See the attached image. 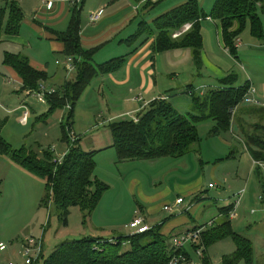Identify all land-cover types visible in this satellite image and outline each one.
I'll return each mask as SVG.
<instances>
[{
    "label": "rangeland",
    "instance_id": "rangeland-1",
    "mask_svg": "<svg viewBox=\"0 0 264 264\" xmlns=\"http://www.w3.org/2000/svg\"><path fill=\"white\" fill-rule=\"evenodd\" d=\"M54 1L64 2L65 10L57 17V20L51 22L53 17L44 14L39 0H0V8H7L9 3L14 2L23 12V21L18 36L13 39L4 35L1 39L0 119L4 122L1 137L12 149L30 147L38 152L40 157L42 151L54 149L53 157L57 159L58 156L68 152L67 145L62 142L61 126L66 125L69 111L57 110L49 113V105L39 104L36 99L29 96L27 90L22 88V84L15 79L12 72L3 66L5 53L20 54L34 61L39 69H44L43 72L47 73L48 78L56 76V79H53L55 84L61 85L63 80L68 81L74 78V72L70 75L66 74L64 57L52 50V45L44 34V27L63 32L68 26L69 11L73 6L72 0ZM118 1L128 2L131 7L137 8L138 17L135 23L128 24L114 42L105 44L97 51L92 61L94 66L126 56L130 47L127 48L123 44L118 48L119 44L126 41L130 35H134L139 30L141 22H151L162 11L172 9L182 0H158L154 3L143 0L142 4H137L135 0H83V3L79 1L75 6H81L80 28L90 27V32L93 31L95 27L89 25L88 15L95 12L99 5L104 6L107 3L111 5ZM196 1L202 12L209 16L215 0ZM259 16L264 33V14L260 13ZM119 18L120 16L111 22ZM202 25L203 27L208 26L212 32L211 36L212 34L215 36L212 25L205 21L201 22ZM141 37L135 43L137 47H139ZM205 40L207 41L206 37ZM239 40L240 44L236 51L238 62H240L238 64L235 63L237 60L234 61L230 55L233 61L226 57L215 39L207 42L208 52L205 49L204 52L208 55L210 53L211 63L217 68L224 69L227 75H236L235 86L243 85L247 81L252 82L255 93L250 98L259 99V105L241 104L234 113V125L232 124L231 130L227 133L214 135L212 133L214 122L210 120L198 124L197 132L201 140L200 147H196L198 152L190 153L181 159L135 161V165H130L127 171L123 169L122 162V165H118L114 149L101 151L112 144L109 123H107L112 116H109L107 111L116 109L119 103L117 100L111 102L109 90H112V87L109 85L106 74L98 76L91 82L74 108L72 127L68 136L70 140L71 138L76 140V137L79 139V147L83 152L97 151L94 179L105 183L109 188L107 195L104 193L98 206L85 223H82L81 212L78 208H70L68 216L64 217L62 212L51 203L47 208L44 207L42 199L45 195V182L17 167L8 157H0V244L6 247L5 251L0 252V264H24L25 259L20 253L28 239L42 242L41 251L45 259L64 242L78 241L86 237L107 238L106 240L114 241L117 238L128 236L130 235L128 224L134 215L133 210H137V204L145 209L147 225L153 227L165 220H173L174 218L169 219V213L162 207L171 206L177 197H183L185 204L192 203L193 206L190 215L194 222L192 221L190 226L200 227L211 221L214 222L213 225H217L219 223L218 210L229 202L235 203L239 198L238 190L245 188L246 192L249 179L257 189L260 183L255 195L260 194L261 196L264 192V177L250 173V160L244 152L243 132H250L254 125L264 126V41L254 39L249 33L248 26L239 36ZM169 54L164 52L152 55V63L156 69L154 80L158 82L155 90L160 91V96L169 97L174 93L180 95L181 90L185 92L190 86L195 90L198 87H203L205 90L215 87V80L210 79L209 74H201L202 68L200 73L196 71L197 67L186 51L174 57L175 68L170 66V60H173V57ZM188 56L190 61L184 66L183 61ZM172 78H174L173 81L170 80ZM184 79L186 82H183ZM43 84L52 86L48 82H43ZM54 89L58 91L57 87ZM135 98H140V96ZM149 99L145 97V101ZM183 99L189 101L190 98L185 96ZM128 107L129 105L122 110L131 112L135 108L132 105L129 109ZM173 107L182 115L192 112L188 103H180ZM252 107L262 110V114L251 112ZM25 112L28 113V117L26 125H22L20 120ZM129 112H124L114 122L129 119L130 114H126ZM120 113L118 111V114ZM40 117H47V119L43 118V121L39 122L37 119ZM229 155L231 159L223 160ZM215 166H217L216 169H214ZM118 171L121 175L119 178ZM237 171L238 175L235 176ZM133 179L140 182L144 196L153 197L152 203L141 201L142 198L137 191L134 194L130 192L134 198L128 195L127 188L131 187ZM194 185L198 188H195L193 194H188V189H193ZM208 185L214 188L209 189ZM202 196V200L197 199ZM104 198H109V201L114 204H109L108 201V205L102 207L105 202ZM253 203L255 202L252 199L246 200V196L240 199V206L236 210L239 218L231 221V225L237 234L251 240L253 261L257 264L260 257L264 258V231L258 230L259 236H255L252 233L254 230L247 229V227L249 224L253 227L254 223L263 216L261 212L264 202L258 201V205H253ZM151 209L157 210L148 214L146 211ZM251 209L255 211L254 215L250 214ZM199 214L201 218H198ZM112 216H115L113 225ZM176 217L182 218L185 214ZM100 227H103V230ZM111 229L115 230L111 231ZM187 250L192 257H195L189 248ZM234 250L232 241L226 239L209 247L207 255L213 262L211 264L221 263L222 258L230 255ZM31 256L34 258V254ZM194 261L196 262L195 259Z\"/></svg>",
    "mask_w": 264,
    "mask_h": 264
},
{
    "label": "trees",
    "instance_id": "trees-1",
    "mask_svg": "<svg viewBox=\"0 0 264 264\" xmlns=\"http://www.w3.org/2000/svg\"><path fill=\"white\" fill-rule=\"evenodd\" d=\"M72 5L65 31L47 29L53 38L62 44L61 55L65 61L71 59L74 70V78L68 81L65 79L57 87L58 91L46 98L49 113L57 110L69 111L66 125L61 126L62 142L67 145L68 152L59 163H55V152L52 150L42 151L41 157L30 147L14 150L1 137L4 122L0 119V157H8L17 167L45 182V195L42 199L44 207L47 208L51 203L64 217L68 216L70 208H78L82 223H85L109 187L94 179V158L97 151L83 152L77 137L76 140L69 139L74 108L94 79L100 75L119 72L126 64L128 55L94 66V55L102 45L88 50L82 47L81 6ZM259 11L264 14V0H216L210 15L207 16L196 0H187L183 5L155 18L150 25L140 23L139 30L121 42V45L131 47L141 36L147 34L150 35L149 38L153 37V53L188 49L195 66L200 68L203 44L201 22L209 17L219 25L224 49L237 60L236 41L246 26L254 39L264 40ZM22 21L23 12L14 2L9 3L7 8H0V44L4 35L18 36ZM185 25H191L190 29L173 39L172 35ZM3 66L16 74L22 88L27 92L36 90L38 84L48 81L47 74L34 69L28 58L23 55L5 53ZM235 82L236 75L229 74L218 79L216 87L206 90L204 88L202 91L190 86L186 93L190 98L189 107L192 112L187 115L179 113L166 98H159L141 105V111L136 114V123L131 119L109 123L112 137L110 148L116 151L117 161L121 163L164 158L181 159L190 153H197L196 147L199 148L201 142L197 125L208 120L214 122V135L229 132L232 124L234 125V113L243 104V99L251 87L249 81L241 86H235ZM250 111L262 114L260 109L252 108ZM43 118L47 119L40 117L37 121H43ZM243 136V146L252 161L264 163V126L254 125L250 132H243ZM230 156L223 160L231 159ZM255 168L262 172L258 167ZM232 209L233 205H228L218 210L217 225L191 229H204L200 235V243L204 248L202 264H210L207 255L209 247L226 239L232 241L235 250L223 257L220 264H254L251 241L237 234L232 228L229 219ZM162 226L163 224L156 225L145 233L120 237L114 241L86 237L78 241L64 242L45 259L41 251L32 264H166L172 255L169 245L171 237L168 240V237L162 234ZM185 254L190 257L189 252Z\"/></svg>",
    "mask_w": 264,
    "mask_h": 264
},
{
    "label": "crops",
    "instance_id": "crops-1",
    "mask_svg": "<svg viewBox=\"0 0 264 264\" xmlns=\"http://www.w3.org/2000/svg\"><path fill=\"white\" fill-rule=\"evenodd\" d=\"M145 1H147V0H145ZM186 1H184V0L180 1L181 3H179V5H176L175 7L183 5ZM215 2H216V0L213 3L215 4ZM136 3L142 4L144 2H143V0H139ZM148 3H150V1H148ZM151 3H154V2H151ZM214 4H213V6H214ZM175 7H173V8H175ZM100 9H102L104 11L100 22L97 24H94V25L89 24V25L95 27L94 30L90 32V27H85L84 29L80 30V42H81L82 47L85 50L92 49V48H95V47H98L101 45L104 46L107 43L111 44L122 33V31L128 26V24L130 25V24L135 23V20L138 17V14H137L138 9L131 7V4L128 2L118 1V2L112 3L111 5H108V3L104 6L99 5V7L96 8V11L100 10ZM172 9H168V10L165 9L166 11L165 10L162 11L160 13V15H158V17L169 12ZM64 10H65V3L60 2V1H58L57 3H56V1H54V8L51 11H46L43 8L44 14H46L47 16L53 17L51 19V22H53L54 20H57V17L60 14H63ZM118 16H120V18L117 21L111 22L113 19H115ZM207 18H209V17H207ZM207 18L204 19L203 21L207 22L209 25H212L214 27L215 36H214V34H212V36H211L212 32L208 26H205V27H203V25L201 26V35H202V43H203L202 44L201 57H200L201 63H200V68L197 67L196 71H198L200 73L201 68H202L203 71L201 74H206V73L209 74L211 76L210 79L215 80V87H216L217 86V80L227 76V72L222 68H217L215 65H213L211 63L212 58H210V53H209V55L207 54V52H208L207 42L211 39H213V40L215 39L216 42L218 43L219 49L226 55V57L229 59H231L232 57L231 58L229 57V54L227 53V51L223 47V44L221 41V32H220V28H219L218 23L216 21H213L211 18H210V20H208ZM151 22H141V23L148 24ZM47 29H52V28L44 27V32H45L44 34H45L47 40L51 43L52 50L57 51L61 54V52L63 50L62 44L59 43L58 41H56ZM52 30H54V29H52ZM54 31H56V30H54ZM149 36L147 34H145L141 37V39H140L141 42H139V44H138L139 47H137L136 46L137 44H135L129 48L128 53H126V55H128L126 58V64L124 65V67L119 72L107 75V78L109 80V85L112 87V90H109V92L111 94V96H110V98L112 100L111 102H114V100H117V102L119 103V105L116 107V109H112L111 111L108 109L109 111H107V112H108L109 116H112V117L107 121V123L114 122L117 118L122 116V114H124V112H129L128 110H126V111L122 110L124 107L126 108L128 105H129V107L127 109L130 108V105L134 106L135 108L131 112L126 113V114H132V115L136 116V114L138 113L137 110L141 108L142 103L147 104L150 101L155 100V99H159V98H166L167 101L170 102V104H172V105H178L180 103L190 104V99H189V101L183 99V97L185 98V96H188V94L186 93L187 91L184 92L181 90L180 95H178L177 93L176 94L174 93L168 97L167 95L160 96L159 95L160 91L155 90L157 88L158 82L156 80H154V75H155L156 69L154 68V64L152 63V61H153L152 55L154 53L151 50V44L153 42V37L149 38ZM205 37L207 38V41L205 40ZM11 38L14 39L15 37H11ZM239 41L240 40L238 37V39L236 41V48L239 47V44H240ZM262 41H264V40H262ZM211 44H213V43H211ZM121 46L122 45L120 43L118 48ZM204 49L207 52H204ZM182 51H186L187 55H189L191 57L190 51L186 50V49H177V50L168 51V54L170 53L169 55L173 57V60H170V64H171L170 66H173V68H175V66H176L175 61H174V57H176L177 55H180V53H182ZM189 56L187 57V59L185 61H183L184 66H186L188 64V62L190 61ZM28 60H29L30 65L34 69L39 70V71L44 70V69H39V67L35 65L34 61H32L30 59H28ZM231 61H233V60L231 59ZM56 63H57V65H59L58 62H56ZM235 63L238 64L240 62H238V59H237V61H235ZM64 64H65V61H64ZM8 70H10L12 72V74L14 75L15 79H17L19 81L16 74L11 69H8ZM172 74H174V73L172 72ZM63 78H64V76H63ZM53 79H56V76L53 78H48L47 82L49 83V85H52L54 87H59L60 85L55 84ZM173 79L174 78H172L170 80L173 81ZM63 82H64V80L62 81V83ZM183 82H186V80L184 79ZM19 83H20V81H19ZM250 85H252V82H250ZM188 86H190V85H188ZM251 87H252V89H254L253 85ZM203 89H204L203 87H198L196 90H203ZM139 96L142 98L143 101L137 103V107H136V103L133 102L132 99H134L135 97H139ZM145 97L147 99L150 98L149 101H145ZM188 98H189V96H188ZM257 101H259V99H257ZM118 111H120L121 113L118 114ZM110 146L105 147L101 151H104L105 149H111ZM244 152L247 154L248 159L250 160V166H249L250 173L251 174L256 173L257 174L256 176L264 177V173L257 171V169L254 167L253 161L250 158V156L247 153L245 148H244ZM94 160H95V158H94ZM122 163H123V166H122L123 169H126V170L128 167H130V165H135V162H122ZM120 164L121 163L119 162L118 165H120ZM140 165H142V164H140ZM216 167L217 166H215L214 169H216ZM127 171H129V170H127ZM117 175H118V178L121 177L120 171H118ZM234 175L237 176L238 171ZM261 179L263 180V178H261ZM259 187H260V183H259V186L257 189V187L249 179V181L247 183L246 192H245V188L242 190H238L239 191V194H237V196L239 197L238 200L233 204L231 202H229V204L226 205V206L233 205V209L230 213L233 215V217L229 218L230 221H235L239 218L237 213H236V210L240 206V199L242 200V198H244L245 196H246V200L252 199V201L255 202V203H253V205H255V204L258 205V201L264 202V192L262 193L261 196H260V194L255 195L256 194L255 192H258ZM195 188H198V186L194 185L193 189H191V190L188 189V194H193L195 192ZM208 188H209V185H208ZM213 188H209V189H213ZM136 191L138 192V195L140 196V198H142V199H140L141 201L145 200L146 202H151V203L154 201L153 197L147 198L146 196L143 195V188H141L140 182L137 179H133L131 187H129V189L127 188V193H128V195L130 194V192L132 194H134V192H136ZM249 191H250V193L251 192H253V193L248 194L247 192H249ZM106 195H107V193H106ZM129 196L134 198V196L131 194ZM178 198H180V197H177L176 199H178ZM181 198H183V197H181ZM115 199H117L119 202L121 201V199H119V198H115ZM197 199L202 200L203 196L200 198H197ZM104 201L105 202H104V204H102V207H103V205H106V204L108 205L109 198H104ZM174 202H173V204H174ZM151 203H149V204H151ZM109 204H114V203L109 201ZM165 206H167V205H165ZM136 207H137V210L136 211H134L135 209L133 210L134 215L131 217L130 221L135 216H141V217H143V219L147 225L148 219L144 213L145 209L138 204L136 205ZM163 208H164V206L162 207V209ZM182 208H183L182 214L172 215V216L170 214H168L170 217L169 219H171V218H174V219L170 220V221L165 220L161 223V224H163L161 232L164 236L168 237V240H169V237H171L173 235L180 234L184 231H188V230H191L195 227H198L197 225L190 226L192 224V221H193L192 216L190 215V213L192 212L191 210L193 208L192 203L185 204V201L183 199V204L181 206V209ZM186 209L188 211L185 212ZM156 210L157 209H151V210H148L146 212L148 214H152V213L156 212ZM251 210L252 211H250V214L254 215L255 211H253V209H251ZM184 214H185V217H182V218L176 217V216H183ZM261 215H263V216H261L258 219V221L254 223L253 227L250 226V224L247 227V229L254 230L252 233L255 234V236L256 235L259 236L258 230L262 229L264 231V208H262ZM198 218H201V214H199ZM218 220H219V217H218ZM114 222H115V216H112V220H111L112 225ZM211 222H213V221H211ZM213 224H214V222H213ZM207 225H205L204 227H207ZM148 226L151 227L150 225H148ZM102 228L103 227H100V229H102ZM113 230H115V229H111V231H113ZM100 239L106 240L107 238H100ZM256 242H255V244H256ZM252 247H253V244H252ZM258 260L259 261L257 264H264V258L263 257L262 258L260 257ZM209 262H210V264L213 263V262H211V259L209 260Z\"/></svg>",
    "mask_w": 264,
    "mask_h": 264
},
{
    "label": "built area",
    "instance_id": "built-area-1",
    "mask_svg": "<svg viewBox=\"0 0 264 264\" xmlns=\"http://www.w3.org/2000/svg\"><path fill=\"white\" fill-rule=\"evenodd\" d=\"M81 0H72L71 4H76ZM150 2H157L158 0H147ZM40 4L42 5V8H44L46 11H51L54 8V0H39ZM104 11L102 9L97 10L91 14L88 15V21L90 24H97L100 22ZM210 20V18H207ZM191 25H185L180 31L175 32L172 35V38L175 39L187 30H189ZM65 70L67 72V75H70L74 70L71 66V59H67L65 61ZM55 89L53 86H48L43 83L38 84V87L36 90H31L30 92H27L29 96H32L39 104L45 105L46 104V98L55 94ZM255 93L254 89L250 87L247 95L243 99L244 104L249 105H259V102L257 100H253L250 98ZM132 101L139 103L142 101L140 98H134ZM141 108L137 110V112H140ZM28 117V113L25 112L23 114V117L20 120V123L22 125H26V119ZM129 119H131L134 123L137 122V117L135 115H129ZM52 151L55 152L54 149ZM65 154L58 156L57 159H54L53 162L59 163L64 157ZM254 167H258L261 169V171L264 173V163L260 162H253ZM212 185H209V188H212ZM260 199V198H259ZM183 204V199L178 198L175 200L174 204L171 206H164L163 210L168 212L170 215H180L182 214L181 206ZM188 211L187 209L185 212ZM229 217H233L232 214L229 215ZM213 225V222H209L207 227H211ZM150 227L146 225L143 217L141 216H135L128 224V229L130 230V235H136V234H142L148 231ZM202 229H194V230H188L184 231L180 234H176L170 238V247L172 248V255L169 258V261L166 264H202L201 258L204 248L201 246L200 243V235L203 232ZM187 248H189L190 251L193 252L195 257L188 258L186 256V252H188ZM6 250V247L3 244H0V252H3ZM42 250V242L28 239L25 241V244L23 245V250L20 253L21 256L25 259L24 264H32L40 255ZM34 254V258L31 256ZM196 260V262L194 261ZM12 264V263H8ZM220 264V263H215Z\"/></svg>",
    "mask_w": 264,
    "mask_h": 264
}]
</instances>
